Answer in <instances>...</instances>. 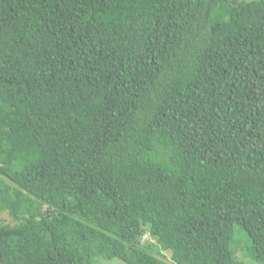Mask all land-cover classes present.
<instances>
[{
	"label": "trees",
	"instance_id": "16d2710c",
	"mask_svg": "<svg viewBox=\"0 0 264 264\" xmlns=\"http://www.w3.org/2000/svg\"><path fill=\"white\" fill-rule=\"evenodd\" d=\"M0 213V264H264V0H0Z\"/></svg>",
	"mask_w": 264,
	"mask_h": 264
},
{
	"label": "rangeland",
	"instance_id": "374dc122",
	"mask_svg": "<svg viewBox=\"0 0 264 264\" xmlns=\"http://www.w3.org/2000/svg\"><path fill=\"white\" fill-rule=\"evenodd\" d=\"M0 224H13V222H12L11 218H9L7 216V214L0 213ZM143 241L144 242H151L149 237H147V238L144 237ZM153 243H154V241H153ZM156 255H157V257H159L163 261L167 262L168 264L171 263L170 262V254L168 252H163L162 255L161 254L159 255V254L156 253ZM237 257L239 259L240 258L242 259L243 258L242 257V253L241 252L238 253ZM243 261L245 262V264H250V261L247 260V259H243ZM98 264H124V263L121 260H119V259H114L112 261H107V260H104V259H101V260L98 259Z\"/></svg>",
	"mask_w": 264,
	"mask_h": 264
},
{
	"label": "water",
	"instance_id": "95a60500",
	"mask_svg": "<svg viewBox=\"0 0 264 264\" xmlns=\"http://www.w3.org/2000/svg\"><path fill=\"white\" fill-rule=\"evenodd\" d=\"M178 1H207V0H178Z\"/></svg>",
	"mask_w": 264,
	"mask_h": 264
}]
</instances>
